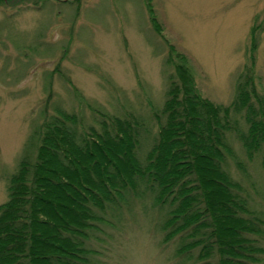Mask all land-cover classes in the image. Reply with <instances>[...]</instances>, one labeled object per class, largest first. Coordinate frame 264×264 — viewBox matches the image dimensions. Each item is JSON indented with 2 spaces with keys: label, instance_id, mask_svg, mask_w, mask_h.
<instances>
[{
  "label": "trees",
  "instance_id": "trees-1",
  "mask_svg": "<svg viewBox=\"0 0 264 264\" xmlns=\"http://www.w3.org/2000/svg\"><path fill=\"white\" fill-rule=\"evenodd\" d=\"M144 5L167 47L164 100L150 103L148 118L93 108L90 121L81 111L56 107L5 176L0 264H103L101 227L118 230L125 212L135 220L136 206L150 215L163 246L177 239L171 251L176 264H256L264 258V212L251 206L227 169L237 142L246 159L260 156L264 170L255 29L250 61L225 104L199 91L189 57L164 36L152 1Z\"/></svg>",
  "mask_w": 264,
  "mask_h": 264
},
{
  "label": "rangeland",
  "instance_id": "rangeland-1",
  "mask_svg": "<svg viewBox=\"0 0 264 264\" xmlns=\"http://www.w3.org/2000/svg\"><path fill=\"white\" fill-rule=\"evenodd\" d=\"M68 1L74 0L0 5V203L25 141L56 107L81 111L90 121L93 108L148 118L150 103L164 100L167 47L144 0ZM151 1L164 36L189 57L199 91L216 102L232 99L236 76L250 61L254 28L255 72L264 92V0ZM149 126L157 128L153 121ZM233 146L236 160L229 158L227 169L251 206L264 212L261 158L246 159ZM134 213L135 220L125 212L118 230L101 227L100 263L176 264L177 239L163 246L150 215L140 206Z\"/></svg>",
  "mask_w": 264,
  "mask_h": 264
}]
</instances>
